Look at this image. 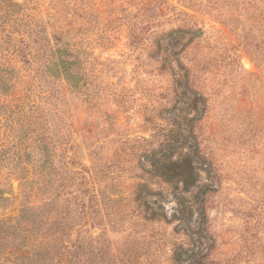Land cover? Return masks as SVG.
<instances>
[{"label":"rangeland","instance_id":"1","mask_svg":"<svg viewBox=\"0 0 264 264\" xmlns=\"http://www.w3.org/2000/svg\"><path fill=\"white\" fill-rule=\"evenodd\" d=\"M170 34L181 37L178 61L194 75L206 105L190 140L199 145L198 155H172L190 156L199 179L183 193L192 206L184 223L173 220L172 188L150 173L165 155H154L155 160L142 155L147 141L157 148L162 140L177 138L181 129L170 114L186 116L170 104L172 74L184 78L177 61L170 66L173 57L165 50ZM19 40L39 53L33 66L24 63ZM55 47L79 57V73L94 81L90 92L66 91L58 100L69 140L50 155L56 166L60 153L67 154L65 162L76 158L77 165L68 167L69 178L76 180L70 198L80 195L91 207L82 223L74 220L81 225L77 230L83 227L94 237L87 264H173L174 247L187 252L185 261L264 264V0H0V65L13 70L0 74L11 81L7 95L0 91V151H5L0 187L13 185L9 201L0 204V219L19 217L26 201L35 208L43 204L44 180L37 174L45 155L35 135L39 128L45 133L51 118L41 100L47 93L37 89L35 79L41 73L65 85L60 76L41 72L59 56ZM17 99L26 102L24 115L39 112L42 119L17 116L11 110ZM25 174L35 181L28 199L20 178ZM139 184L161 191L153 199L164 206L169 223L144 218L132 199ZM59 185L54 176L48 186L56 205L45 215L53 218L65 213L70 200ZM27 228L25 241L0 235V264H23L20 251L57 255L54 246L70 245L55 232L42 238L48 229L43 221ZM58 237L62 240L55 242Z\"/></svg>","mask_w":264,"mask_h":264},{"label":"trees","instance_id":"2","mask_svg":"<svg viewBox=\"0 0 264 264\" xmlns=\"http://www.w3.org/2000/svg\"><path fill=\"white\" fill-rule=\"evenodd\" d=\"M194 33H198L195 31ZM39 34V33H38ZM37 34V35H38ZM9 38L11 35H8ZM18 44H22L21 53L23 56V61L28 66H33V62L35 59L39 57V53L36 51H32L30 43L26 40L17 41ZM181 37L173 36L170 34V41L165 46V50L169 52L171 51V55L173 60L170 62V66L173 62H178V66L181 71L184 72L183 81L177 79L175 77V73L172 74L174 76L173 80V89L171 90L172 99L170 104H176L179 106L177 110H182V113H186V116L182 117L179 114H170L171 118H176L178 121L179 130H183L184 127H190V131L185 135L181 132L176 133L177 138H169L164 139L160 143H164V146L160 144L157 148L154 147V143L152 141H147L149 147L144 149L142 155H150L155 160L154 155H165L164 158H157L158 161L154 162L151 167L150 173L152 177H157L160 179L161 183H165L170 186L174 193L176 194L177 200V209L173 215V220L178 223L188 222L190 220L189 215H191V207L187 205L186 200L183 197V193L190 192L193 188H196L199 179L198 174L196 172V168L194 163L190 159V156L181 157L184 159L174 160L172 155H198L199 145L197 142H191L193 139V131H194V123L197 122L200 118L198 117L200 113H204L206 111L205 108V100L204 95L200 92V90L195 85L194 75L191 73L189 69L185 67V65L179 62V56L182 52L180 49ZM160 42V47L161 46ZM185 48V45L183 46ZM182 48V49H183ZM57 49V50H56ZM180 49V50H179ZM55 54H59L56 56L57 58L52 59V62L47 67L44 65L41 68V72H51L50 76H54L55 78L60 76L65 85L61 83V85L56 83L55 79H52L46 74H41L35 79L38 83L37 89L45 90L47 93L46 97L41 98L44 100V110L51 118V124H46L45 133L42 128H39L38 134L35 135V139L38 138L42 151L44 153L45 159L42 161L40 166V173L37 174L38 178L43 179L41 182L42 186H40V190L43 192V204L35 208L33 205L27 203L22 204V209L20 212V216L13 219H0V235L4 238H12L15 240L17 237H21L22 241H25L29 238L30 230L27 228L29 225L36 224V221H43L47 224L46 236H42V238L46 239L47 237H51L50 235L55 232V234H61L62 237H67V241L70 245L66 247L54 246L58 247L57 255L51 254V251H33V252H21L23 264H87V261L84 258L87 255H91L94 252L93 241L94 237L89 235L88 230L84 234L83 227L81 229H76V225L74 220L83 222V219L86 218L87 215L86 210L91 207L88 206V202L85 201L84 197H80V195H74L70 198V196L74 193L73 190L76 187V180L70 179L68 176V171L70 166L77 165V161L75 157H71L69 162H65L63 157L67 156V154H59L60 156L56 159V164L53 163L54 159L50 157V155L56 154V147L60 146L69 140L67 133L68 127V119L63 115V111H60L58 100L62 97L66 96V91H76L77 93H85L90 92L89 89L92 87V83L94 82L92 79L82 76L79 72V66L82 63V60L77 56H71L72 53L62 48H56ZM54 52V51H53ZM65 55V56H60ZM37 56V57H36ZM55 56V55H54ZM173 68V67H172ZM187 70H186V69ZM173 70V69H172ZM6 73L12 74L13 70H9L0 65V74ZM9 79H5L0 75V91L1 94L7 95V92L11 88V81L9 83ZM13 105L11 110L16 113L17 116H25L27 119L33 121V118L37 120H41L39 117V112H33L31 115H24V105L26 102H21V100L17 99L16 101H12ZM34 110H37V104L32 105ZM41 107V106H40ZM39 107V108H40ZM31 108V109H33ZM42 108V107H41ZM43 109V108H42ZM39 110V109H38ZM194 113L195 116L187 117V114ZM31 116V117H30ZM175 122V121H174ZM36 124V123H34ZM65 129V130H64ZM122 129V128H118ZM64 132L61 133V132ZM169 133L174 132L172 128L167 130ZM180 136L182 141H180ZM15 138V137H14ZM20 140H17V146L21 147L23 143V136H19ZM49 139V140H48ZM173 139V140H172ZM48 142H45L47 141ZM66 145L64 147V151H66ZM72 148V147H71ZM5 151H0V155ZM94 154V152H91ZM63 160V161H60ZM155 172V173H154ZM157 173V174H156ZM57 176L60 185L59 188L63 191L64 195H67L70 200H68V207H66L65 213L58 218H53L51 215L46 214L48 207L51 205H56V199L54 198V194L49 191L48 186L53 182V177ZM23 180L22 186V194L24 198H30L31 193L34 192V184L35 181L31 180L29 175L26 174L20 177ZM82 184H79L80 186ZM69 187L70 190L65 191V188ZM181 190L182 193H178ZM61 191L57 190V197L59 198ZM13 195V185L10 184L8 189H4L0 187V204L6 203L9 201V197L6 195ZM156 195H162L161 191H155L150 188L146 184H139L137 188L134 189L132 193V199L134 203L137 205V208L140 209L144 218L147 216L149 221L162 220L166 223H169V218L165 212V208L162 204H159L158 200H154L153 197ZM188 216V217H187ZM146 219V218H145ZM203 223V221H202ZM76 230L75 239L72 238L73 233ZM88 234V235H87ZM198 235L200 233H197ZM58 237L55 242H57L60 238ZM200 237V235H199ZM62 240V239H60ZM4 243H0V246H3ZM50 245V243H48ZM61 245V244H60ZM43 246H45L43 244ZM42 246V247H43ZM65 248V250L62 249ZM25 247H22L24 249ZM41 248V247H40ZM182 249V247H178ZM177 247L173 248V254L171 261L173 264H201L199 261H185L183 259V255H186L187 252H181ZM26 250V249H24ZM27 253V257H24L23 254ZM55 256L58 258L55 261ZM190 257V256H188ZM64 259L66 261H64ZM90 262V261H89ZM91 264H94L90 262Z\"/></svg>","mask_w":264,"mask_h":264}]
</instances>
